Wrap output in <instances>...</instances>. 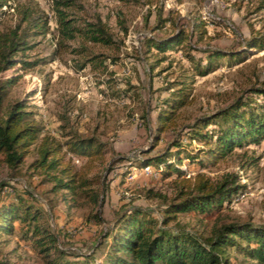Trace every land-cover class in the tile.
<instances>
[{
    "label": "trees",
    "instance_id": "1",
    "mask_svg": "<svg viewBox=\"0 0 264 264\" xmlns=\"http://www.w3.org/2000/svg\"><path fill=\"white\" fill-rule=\"evenodd\" d=\"M9 2L0 0V21ZM75 2L55 1L54 13L61 38L57 55L69 53L78 57L75 67L80 71L90 69L98 73L106 69L108 59L118 65L117 57L95 54L85 44L72 45L78 38L93 47L110 48L116 44L100 17L96 23L71 17ZM17 13L16 25L0 30V175L4 170L12 177L17 175L27 159L36 155L28 170L40 176L42 183L53 184L52 192L62 193L69 209L77 208L80 203L93 206L94 219L101 225L104 221L98 209L111 193L109 175L115 171V165L126 160L118 158L108 163L106 145L96 136L81 135L79 117L72 124L67 115H57L56 133L47 132L45 121L31 102L35 92L7 102L21 76L4 78L3 75L16 67L32 70L45 64L44 60L31 61L29 54L37 45L34 41L51 32L49 17L39 7L20 5ZM155 20L152 32L167 29V33L145 38L146 54L156 58L150 67L151 76L156 71L160 76L172 69L174 53L182 52L186 63L181 80L168 82L162 89L168 96L156 106L154 144L132 168L140 171L151 168L165 179L174 177L175 196L169 199L148 190V199L161 201L156 210L159 217L141 206L125 207L89 252H73L61 248L58 236L44 220L42 209L16 192L12 199H0V255L3 246L9 243L5 237L19 234L20 241L29 245L44 264H232L233 259L239 258L242 264H264V222L233 220L225 214L240 196L246 195L241 176L230 173L214 180L206 172L237 149L264 142V101H261L264 80L242 89L226 106L194 117L168 142L163 152L151 156L162 142V136L178 126L182 110L191 103L189 84L217 72L223 60L234 67L244 63L249 52L264 51V36L252 35L241 50H223L210 45L209 29L220 25L216 20L202 18L193 21L190 28L180 27L172 15H164L162 8ZM124 31L128 29L124 27ZM205 42H208L205 49L198 48ZM165 63L168 67L162 68ZM134 89L129 85L124 91H112L111 96L126 100L134 92L133 97L139 99ZM260 160L261 157H249L241 168L254 167ZM186 164L198 166L200 171L191 173L189 168L184 169ZM131 172L117 176L124 183ZM9 187L8 182L0 181V194ZM184 214L203 219L218 214V218L207 235L186 229L179 219Z\"/></svg>",
    "mask_w": 264,
    "mask_h": 264
},
{
    "label": "rangeland",
    "instance_id": "2",
    "mask_svg": "<svg viewBox=\"0 0 264 264\" xmlns=\"http://www.w3.org/2000/svg\"><path fill=\"white\" fill-rule=\"evenodd\" d=\"M55 1L10 0L9 6L4 8L6 13L0 21V30L14 27L19 20L18 7L27 4L44 11L51 25L50 34L36 39L37 45L29 54L31 61L44 60L45 64L32 70L16 67L3 75L4 78L21 76L18 85L11 89L7 102L35 92L31 102L37 106L43 123L45 121L47 132L56 133L59 126L57 115H67L72 124L79 117L81 135L96 136L106 145L108 163L118 158L126 161L115 165V171L109 175L111 193L104 206L98 209L104 221L101 225L94 219L96 209L93 206L80 203L77 208L69 209L62 193L52 192L53 184L42 183L40 176L28 170L36 155L27 159L17 175L12 177L8 170L2 172L0 181L8 182L10 187L0 194V199H12L16 192L19 193L42 209L44 220L58 236L62 249L89 252L125 207L141 206L159 217L156 210L161 201L148 199V190L169 199L175 196L174 177L165 179L151 168L148 171L132 168L136 160L143 157L142 153L154 144L156 106L159 100L168 96L162 89L168 82L181 80L182 67L186 63L182 52L174 53L173 68L160 76L158 71L151 76L150 67L156 58H149L146 54L145 38L166 36L167 33V29L152 32L158 10L162 8L166 17L172 15L180 27L187 25L190 28L193 21L202 18L205 21L216 20L220 25L209 29L210 45L223 50H241L252 35L264 36V0H75V6L70 10L71 17L88 23H96L100 17L116 42L110 48L93 47L82 38L72 42L74 47L85 44L95 54L119 58L118 65L108 59L106 69L98 73L90 69L78 70L75 67L76 56L69 53L57 55L61 38L54 13ZM207 44L202 43L198 48L205 49ZM167 67L168 63L162 65V68ZM262 80L264 51L249 52L247 60L234 67L223 60L217 72L189 84L191 103L182 110L178 126L162 136V142L151 156L163 152L168 142L194 117L226 106L242 89ZM129 85L135 87L133 91H138L139 99L133 97L134 92L126 100H116L111 96L112 91H124ZM261 101L264 100L261 98ZM249 157H261V160L254 167L241 168ZM188 168L191 173L200 171L198 166L186 164L184 169ZM128 170L132 172L122 183L117 174ZM206 172L214 180L236 173L241 176V183L246 185V195L240 196L232 209L225 212L229 219L252 220L257 224L264 222V142L237 149L232 156ZM217 218L218 214L207 219L194 214L179 217L186 229L207 235ZM5 239L9 243L2 248L0 264H44L29 245L20 241L19 234ZM232 264H242V259H233Z\"/></svg>",
    "mask_w": 264,
    "mask_h": 264
},
{
    "label": "built area",
    "instance_id": "3",
    "mask_svg": "<svg viewBox=\"0 0 264 264\" xmlns=\"http://www.w3.org/2000/svg\"><path fill=\"white\" fill-rule=\"evenodd\" d=\"M212 27H213V26H212ZM76 162L79 163V161H76ZM148 169H149V168H148ZM148 169H146V170L148 171ZM239 198H240V197H239ZM239 198H238V199H239ZM238 199H237V200H238Z\"/></svg>",
    "mask_w": 264,
    "mask_h": 264
}]
</instances>
